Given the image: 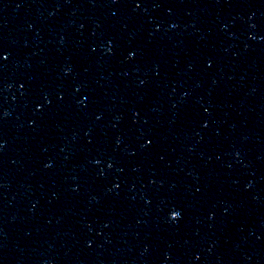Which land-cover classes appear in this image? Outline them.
<instances>
[{
  "label": "clouds",
  "instance_id": "clouds-1",
  "mask_svg": "<svg viewBox=\"0 0 264 264\" xmlns=\"http://www.w3.org/2000/svg\"><path fill=\"white\" fill-rule=\"evenodd\" d=\"M173 215H174V217H175L176 214L174 213Z\"/></svg>",
  "mask_w": 264,
  "mask_h": 264
}]
</instances>
